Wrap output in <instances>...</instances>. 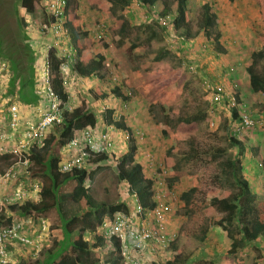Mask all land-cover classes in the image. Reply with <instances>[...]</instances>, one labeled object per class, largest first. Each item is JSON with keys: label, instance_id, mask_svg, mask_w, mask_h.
<instances>
[{"label": "rangeland", "instance_id": "1", "mask_svg": "<svg viewBox=\"0 0 264 264\" xmlns=\"http://www.w3.org/2000/svg\"><path fill=\"white\" fill-rule=\"evenodd\" d=\"M100 1L102 0H80L78 13L84 28L89 31L95 52L105 56V68L101 71L103 79L93 81L90 86L82 84L76 88L71 87L73 92H69L67 102L71 107L80 106L83 109L88 105L87 109L95 113L97 120L102 123L108 118L119 121V115L121 116L132 131L136 147L135 161L142 165V172L151 179L152 187L161 193L167 188L177 197L168 228L174 230L172 247L186 257L183 264H208L207 257H214L218 261L219 255L226 252L229 239L219 226H209L212 219L220 213L206 207L203 193L206 189L229 192L233 188L229 178L224 177L220 169L219 161L223 157L213 159L210 152L226 150V157L239 155L243 164L242 173L248 178L251 188L260 191L264 186V168L261 165L264 162V124L238 130L239 121L232 116V109L237 112L236 106L216 89V84L231 83V87L239 94L238 100L250 115L254 118L264 116V91L251 89L246 71V66L251 62V52L260 47L258 33L264 31L258 2L189 0L193 31L196 30L203 3H211L218 11V28L222 33L220 40L226 49L223 53L215 51L213 42L208 41L202 32L178 43L169 22L165 23V29L155 23L158 36L150 42L142 40L139 42L140 46L133 50L128 49L129 41L125 45H117L111 38V30L116 29L117 23L109 13L100 11ZM36 4L44 19L47 18L44 1ZM24 13L26 12L21 8L19 0H0V59L10 65L8 72L12 75L11 83L19 85L25 76H29L33 88L30 95H35L33 93L36 92L38 72L35 64L41 63V57L34 53L33 65H30L27 72L21 67L15 69L19 54L13 50H5L6 44L2 39L12 36L22 39L21 34L24 31L20 19ZM123 14L125 17L132 14V24L150 18L149 14L146 16L144 9L134 3ZM100 24L104 25L103 30L99 27ZM41 32L44 36L48 33L43 30ZM98 35L102 37L98 39ZM74 41L69 35L64 40V45L72 46ZM227 70L231 72L230 75ZM162 74H166L163 76L164 80L177 79L181 91L173 97L158 95L156 102L150 105L142 91L143 80L152 83L148 88L151 90L164 81L158 80ZM88 81L90 83L91 80ZM115 87L126 97L124 100L110 93ZM18 89L19 87L15 88ZM106 107L113 111L111 117L106 115ZM203 111L207 112L204 118L195 121L187 119L191 114ZM164 114L168 115L166 122L175 136L173 139L161 133L159 123H163L161 119ZM178 117H182V120L178 121ZM50 133H53V128L48 135ZM119 134L115 138L112 155L90 174L86 185L90 210L100 203L109 206L124 204L126 200L123 194L126 186L117 179L115 160L112 158L126 152L130 142L124 139L125 132L119 130ZM231 135L242 142V151L229 138ZM191 142L196 143V152L190 151ZM253 161H258L261 168H256ZM191 185L195 189L192 192L187 191ZM1 188L4 191L0 193V197L9 191V186L0 183ZM182 192L188 195L183 197ZM50 217L48 214L47 220ZM254 244L257 249L251 243L239 248L224 261L225 264H251L254 256L260 253L264 255V240L259 239ZM170 254L171 246L157 264L168 261Z\"/></svg>", "mask_w": 264, "mask_h": 264}, {"label": "trees", "instance_id": "2", "mask_svg": "<svg viewBox=\"0 0 264 264\" xmlns=\"http://www.w3.org/2000/svg\"><path fill=\"white\" fill-rule=\"evenodd\" d=\"M40 1L19 0L21 8L29 14L35 12L36 3ZM188 2L189 0H102L100 1L99 9L109 13L117 23L116 29L111 30V38L117 45H125L129 41L128 49L130 50L140 46L139 42L142 40L150 42L158 36L154 27L155 23L164 29L165 23L157 18L169 15L167 22L172 26V30L176 34L175 40L178 43H182L192 38L196 33L202 32L208 41L213 42L215 51L226 52L220 40L222 33L218 28L220 24L218 11L213 8L211 3H203L197 18L196 30L193 31ZM257 2L264 24V0H257ZM131 3L144 9L146 16L148 17L149 14L150 18L140 23L132 24L130 22L133 19L132 14H128L126 17L123 14ZM79 7L80 0H66L65 26L69 30L70 37L75 40L73 46L77 51L72 61V66L83 77H91L97 74L100 78H103V72L101 71L104 70L105 56L95 52L89 31L84 28L81 22L80 14L78 13ZM21 17L20 24L23 26L24 31L21 34L22 39L13 38V36L8 39H2L3 43L6 44L5 50H13L20 56H18L19 62L16 64L15 69L21 67L24 72H27L30 69V65H33L32 56L34 55V50L29 43L26 21H24L23 16ZM47 19L49 21V15H47ZM150 21L151 23H149ZM136 39L138 41H135ZM258 40L260 47L251 52V62L246 66V71L251 89L253 91H264V31L258 33ZM48 59L50 62L51 88L66 103L69 95L68 90L63 85L60 70L62 63L65 61L64 54H60L57 48H51L48 51ZM227 71L230 75L231 72ZM164 75L166 74L160 75L158 80H164ZM10 76L12 77L11 74ZM151 84L149 81L144 80L142 83L143 94L149 99L150 105L156 102L158 95L160 97H173L181 91L180 84H177V79L168 78L160 82L154 89L148 90ZM16 87H19L17 96L21 102L24 104H36L38 102L39 96L36 92H32L35 95H30L33 88L29 76H25L23 81L19 82V85H15L14 82L11 83L10 79V91H14ZM227 87L239 99V94L234 87H231V83H227ZM111 93L123 100L126 98L116 87L111 90ZM111 113L112 111L109 112V117H111ZM206 113L204 111L201 113L195 112L187 119L195 121L204 118ZM232 116L234 118L238 117L236 109H232ZM62 119L63 121L59 125L53 127V133H50L48 138L45 139L43 146L35 149L32 155L31 174L42 182L38 201L24 202L21 205H10L9 207L10 210L21 216L31 214L33 218L37 216L47 218L48 214H50L49 223L52 227L58 228L60 239L52 238L48 245L42 248L34 258L28 261L20 259L16 264H96L99 260V255L94 250L93 252L90 251L86 240L83 238L85 231L93 230L104 214L110 215L115 211L125 212V205L122 203L109 206L100 203L90 210V198L84 184L85 170L78 169L67 173L58 171L59 150L62 145L71 139L73 130L94 126L97 122V118L92 111L84 110L80 106L71 110L65 109ZM167 119L168 115L164 114L161 119L163 123H159L161 133L173 139L175 136L171 131L170 125L166 122ZM180 120H182V117H178V121ZM109 122L115 128L129 132V149L120 156H115L117 179L120 182H124L136 193L141 206L149 207L153 203L152 181L142 172V165L135 161L136 147L132 131L126 126L122 118L119 121L109 119ZM229 138L232 142L239 145V151L243 150V144L240 140L232 135ZM195 144V142H191V152H196ZM225 153L226 150H217L210 152V156L213 159L223 157L219 161L221 164L220 169L224 177L229 178L233 189L229 192L206 189L203 193V200L208 209L220 213L212 219L209 226H219L229 239V246L225 253L219 255L218 261H215L214 257H207L208 264H225L224 261H227L230 255H234L239 248L251 243L257 249L258 247L254 242L257 243L259 239L264 240V186L261 187L260 191L252 189L248 178L242 173L243 164H241L239 155L226 157ZM9 159L7 155H0V160L2 161L0 162V171L8 163ZM105 159L106 156L100 154L97 157H93L92 160L100 162ZM253 164H255L256 168H261V165L264 168V162H261L260 167L258 161H253ZM88 175L90 176V174ZM193 189L195 187L191 185L187 191L192 192ZM181 195L185 197L188 194L182 192ZM82 210H85V212ZM1 221L10 222V217L6 216L3 210L0 212ZM99 242L100 239H98ZM113 244L114 249L109 252L105 262L107 264H120L118 243L113 240ZM170 246L171 254L168 261H165L164 264H183L186 261V257L173 248L172 244ZM259 261L264 264V255L261 253L254 256L251 264H258Z\"/></svg>", "mask_w": 264, "mask_h": 264}, {"label": "built area", "instance_id": "3", "mask_svg": "<svg viewBox=\"0 0 264 264\" xmlns=\"http://www.w3.org/2000/svg\"><path fill=\"white\" fill-rule=\"evenodd\" d=\"M42 1L49 21L41 24L40 30L52 34L53 41L46 45L45 53H42L44 57L36 67V93L39 96L36 104H24L19 101L17 90L10 91L9 65L0 59V155L10 158L0 171V183L9 186L8 193L0 199V212L3 210L5 215L10 217V222H0V264H16L20 259L28 261L34 258L52 238L57 239L59 234L58 228L52 227L46 217L33 218L31 214L21 216L9 211L10 205L18 206L24 202L38 201L42 182L31 174L34 150L41 148L49 131L63 121V111L76 107H71L68 102L64 103L51 88L48 51L57 48L60 54H64L65 61L60 70L66 89L82 84L90 86L93 81L103 79L97 74L83 77L72 66L77 51L73 45H64V40L70 35L65 26L66 0ZM160 19L166 23L169 15ZM99 27L104 29V25L100 24ZM173 36L176 34L173 33ZM101 37L102 35H98V39ZM88 80H91L90 83ZM216 89L236 106L238 130L264 124V116L252 117L243 103L228 89L227 84H216ZM69 92L73 91H68L70 96ZM87 108L88 105L84 110L90 111ZM104 110L108 115V107ZM120 118L119 115L118 120ZM122 131L125 132L124 139L129 142V132ZM116 134L120 135L117 128L109 122V118L104 123L97 120L94 126L74 129L71 139L60 148L58 171L67 173L83 169L86 172L84 184L88 185V174L100 165V162L92 160L93 157L100 154L106 157L112 155ZM125 186V212L115 211L104 215L93 230L84 233L83 238L90 250H96L98 253L99 260L96 264H102V261L105 263L104 256L114 249L113 240L118 243L120 264H157L174 239V230L168 228V221L177 197L167 188L162 193L153 188L152 205L143 207L139 204L136 193L128 185ZM32 227L33 234L29 235L28 231ZM98 238L101 243H98ZM95 242L98 245L93 246ZM9 246H15V249L19 250L17 254L22 258L16 259L10 255Z\"/></svg>", "mask_w": 264, "mask_h": 264}, {"label": "crops", "instance_id": "4", "mask_svg": "<svg viewBox=\"0 0 264 264\" xmlns=\"http://www.w3.org/2000/svg\"><path fill=\"white\" fill-rule=\"evenodd\" d=\"M22 16L24 18H26V20H25L26 21V26H27L26 27V32L29 35V43H30L32 49L35 51L34 53L36 55H39L41 57V59H43L44 56H43L42 53H45L46 45L49 44V42L51 40L53 41L52 34L47 33V35L44 36L43 35L44 33L41 32L42 30H40L41 22L45 23L43 21H48V19L47 18L44 19V17H43L44 15H41V9L40 8L38 9L37 5H36V9H35L34 13H32V14L24 13ZM38 65H39V63L35 64V67H37ZM67 90L68 91H73L71 89V87H69ZM109 112H110V110L108 111V115H109ZM116 136H117L116 138H118L120 135L116 134ZM123 153H125V152H123ZM116 157H118V156H116ZM258 180H259V177H258ZM1 185H3V184H1ZM0 190H1L0 193H2L4 191L3 188H1ZM254 190L258 191L256 189H254ZM2 197H3V194H1L0 199ZM9 211H12V210L9 209ZM32 232H33V227L30 228V230L28 231V234L32 235L33 234ZM86 232L87 231H85V233ZM56 238L60 239V235H58V237H56ZM100 243H101V240H100ZM95 245H98V243L95 242V244L93 246H95ZM8 249H9L10 255L14 256L16 259L22 258V256L20 254H17V252L19 250L15 249V246H9ZM91 251L93 252V250H91ZM94 251H96V250H94ZM102 264H107V263L106 262L104 263V261H102Z\"/></svg>", "mask_w": 264, "mask_h": 264}, {"label": "clouds", "instance_id": "5", "mask_svg": "<svg viewBox=\"0 0 264 264\" xmlns=\"http://www.w3.org/2000/svg\"><path fill=\"white\" fill-rule=\"evenodd\" d=\"M20 101V100H19ZM21 102V101H20ZM23 103V102H22ZM238 112V111H237ZM238 118V117H237ZM118 130H120V129H118ZM122 131V130H121ZM49 136V135H48ZM48 138V137H47ZM108 157H106V159H107ZM114 160H115V158H114ZM103 161V160H102ZM102 161H100V165L99 166H101V162ZM92 173V172H91ZM89 179H90V176H89ZM122 184H124V182H122ZM60 235V234H59ZM84 236V235H83ZM90 249V248H89Z\"/></svg>", "mask_w": 264, "mask_h": 264}]
</instances>
